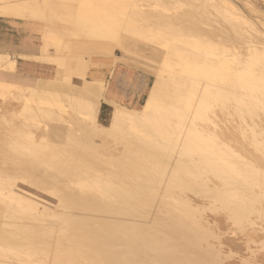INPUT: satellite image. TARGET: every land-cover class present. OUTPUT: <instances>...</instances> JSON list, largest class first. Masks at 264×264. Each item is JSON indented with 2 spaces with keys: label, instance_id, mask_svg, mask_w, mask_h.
<instances>
[{
  "label": "bare ground",
  "instance_id": "obj_1",
  "mask_svg": "<svg viewBox=\"0 0 264 264\" xmlns=\"http://www.w3.org/2000/svg\"><path fill=\"white\" fill-rule=\"evenodd\" d=\"M22 1L0 0V13L16 15L20 12L19 10L25 9L24 6L21 7L24 5L21 4ZM58 1L73 3L76 6L69 39L75 40L83 37L90 41L94 38V43L116 44L121 52H125V44L117 39V36L115 37V31L119 26L112 18L107 19L109 15L106 16V13L110 14L107 11L110 2L115 3L117 0L115 2L114 0ZM126 1L128 0L119 1V6L120 2L124 5ZM220 2L230 8L223 9V12L219 14L221 13V18L229 24L233 35L237 37L238 40L234 39L236 43L229 42L231 40L229 36H226L222 39L224 44L220 51L210 55L207 54L208 52L203 53L207 58L204 57L201 63L194 57L199 53L195 48L199 46L195 42L191 44L194 56L183 54L179 49V44L178 46L173 45L166 53L163 52L159 72L161 79L155 82L151 91L160 97L159 103H153L154 105L150 103L155 108L158 105L155 111L153 110L150 114H140L138 109L131 108L135 114H129L119 109L123 114L127 113L123 116L126 118L125 121L128 120L127 124L131 128L135 127L137 121H147L145 123L147 125L152 121L151 118L156 120L159 129L155 133L160 143L159 148L150 147V150L140 148L139 144L143 141L138 138L135 143H127L125 148L120 149L121 146H119L112 152L105 151L107 157L103 159L102 153H97L96 150L93 152L90 151L91 148L87 150L78 145L70 148L72 154L67 156L69 168L64 164H61L64 166L61 168L59 163H56L55 167H49L50 158L53 160L56 155L59 158L64 156L66 148L62 145L61 147L56 146L55 140H58L61 135L71 136L67 131L71 124L57 116L58 111L61 112L60 114L63 111L61 102L53 100L57 99L58 95L48 92V89H64L71 93L72 90L76 91L77 87L79 89L91 88V85L96 84L83 81L80 85H74L69 80L65 84L50 83L41 91H38L35 86H26L23 90H18L14 101L24 106L22 110L28 113L29 119L23 118L24 121L15 126H9L8 129L3 127L4 123L1 124L0 140H6V143L0 146L10 147L19 144L24 146L31 142L28 147L31 145L36 150L33 151L30 147V150L35 153L27 152L31 158L26 159L20 156L25 160L20 159L19 156V159L17 157L15 159L5 151L0 152V203L4 208L2 215L0 207V216L2 215L1 221L4 222L6 219L10 220L9 217L13 215V221H10V224L14 226L11 228L9 225L11 231H8L4 224L3 227L6 229L0 228V246L5 244V247L1 248L6 254V251L11 250V246L15 248L11 247L12 251H16L12 254L13 257L16 256L15 259L13 257H11L12 260L8 259L9 257L0 258V264H62L60 260L64 257L73 264H225L224 261L233 254L232 249L245 251L241 249L244 244H247L245 245L247 249H257V246V248H252V246L248 248V242L256 241L259 244L260 240L264 241V169L262 168L264 167V39L255 42L257 36L250 35V31L249 34L242 29L245 24L251 23H247L248 20L239 14L241 12L236 13L238 7L235 8L233 5L234 10L226 0ZM243 2V6H248L246 12H249V17L253 16L252 13L255 11L253 6L247 0ZM197 11L199 13V10ZM140 13L142 14H134L138 16L134 23L140 21L142 24L143 22L148 24L152 20L153 25L155 24L154 26L159 30L174 27L178 25L176 22L184 23V18L187 19L188 16L191 18L197 16L192 13V16L190 14L180 15V18L168 22L160 15L161 12L159 13L161 17H152L154 14L151 13H148L151 15L148 17L146 12ZM20 14H23L22 11ZM199 16L197 17L201 19ZM256 16L258 22L259 18L264 22V15ZM204 17L202 20L206 19ZM208 20L205 22H209ZM263 22L262 25H264ZM134 23L129 26H133ZM212 25L209 24L207 27ZM247 26H244L245 29ZM200 28L196 24L193 31L200 34L203 32L202 30L200 32ZM216 32L213 36H216ZM222 33L221 31L217 37H220ZM240 45L244 47V54L239 53L238 46ZM174 59L182 64H193L195 67L185 70L190 71L191 76L203 78L204 85L190 82L186 74L185 79H183L184 76L180 77V74L178 75L180 78H175L172 67L177 66V63ZM15 64L16 61L12 57L0 53V72L9 73L10 81H14L18 76ZM166 69L169 74L164 78L160 73L163 71L166 74ZM186 71L183 70V73ZM162 79L172 80L182 86L187 93L186 97L181 98L182 93L176 90L174 99L167 101L166 94L161 88ZM9 86L0 80V97L5 92H9L8 89L5 91ZM86 91L87 89L80 94L86 95ZM38 96L41 98L38 99ZM72 96L75 101L77 97L74 98V94ZM78 100L77 98L76 102H73L74 112L82 116L79 110L84 105L81 100V102ZM100 100L110 103L105 97ZM100 100L91 101V106L88 104L91 108L89 111H93L90 115L97 112ZM196 104H198V112L195 121L184 119V114L191 111ZM111 107L113 109L114 106ZM19 108L10 103L0 107V115L5 117L7 114H17L16 109ZM121 113H118L119 117ZM44 117L50 118L55 123L54 125L51 123L52 129L46 132L37 127V125L40 126L38 120ZM115 117L112 116L111 121ZM118 120L121 119L118 118ZM118 120L114 121L118 122ZM68 121H70L69 117ZM93 122L95 125L94 120ZM116 126L117 129L118 126ZM144 128L149 129L147 126ZM88 130L89 133L86 129L84 131L97 136L95 135L96 130ZM112 131L114 132V129ZM3 132H7L5 139ZM56 136L58 139H54ZM100 140L107 141L105 138H100ZM107 143L110 142L107 141ZM113 144H111L112 147L115 145ZM177 147H181L182 152L168 153L169 157L164 156L165 148L172 152L176 151ZM87 151L93 154H87ZM20 152H22L21 149ZM99 152H104V150H99ZM97 154H100V158L96 157ZM44 160L49 161H46L48 162L47 167L41 164L42 161L46 164ZM55 160L58 162L61 159L56 158ZM163 164L168 165V168L162 166ZM149 167L155 171L152 170L153 172L149 173L148 170L149 174L146 173L145 169ZM157 168L160 171L156 170ZM21 194L24 196L21 197ZM209 199L218 200V203L210 202ZM46 200L51 203L47 205ZM35 201L41 204L42 201L46 202V205L43 202L45 205L42 206L43 211L37 210ZM210 213H214L215 216L209 215ZM250 216H255L257 219L253 221L249 219ZM258 218H263L262 222L257 223ZM42 222H47L49 228H39L38 226L43 227ZM242 222H246L247 225H244L251 228L247 229L244 226L247 230L243 229L245 232H242V235L240 232L241 236L236 235L237 237L233 238L234 234L231 237L233 233L230 226H240ZM233 226L232 228L235 229ZM261 243L257 245L260 247ZM6 244L9 245L8 250H6L8 246ZM27 247L34 253L35 251L43 253L45 256L42 257L49 261L43 263V258L42 263L32 258L30 260L32 253L21 255L20 249L24 250ZM3 249H0L1 252L4 251ZM262 249H264V242ZM252 252L256 253L254 250H251ZM231 259L233 258L229 259L230 262ZM241 259L244 260L239 258L240 263L243 264H264V251H259L256 256L251 254L247 258L243 254Z\"/></svg>",
  "mask_w": 264,
  "mask_h": 264
},
{
  "label": "rangeland",
  "instance_id": "obj_2",
  "mask_svg": "<svg viewBox=\"0 0 264 264\" xmlns=\"http://www.w3.org/2000/svg\"><path fill=\"white\" fill-rule=\"evenodd\" d=\"M19 1H21V0H19ZM23 1L21 4H24V5H21V7L24 6L25 9L22 8V10H19L20 12H17L16 15L11 16V14L10 15L8 14L9 15L8 18H10L11 21L29 23V25L31 27V31H32L33 42L35 45V47L33 49L35 57L30 58L29 61L32 63H37V64L41 65V61H37L35 59L37 56H40L41 54H43L47 57H50V58L51 57L56 58V60L54 61L53 64L48 63V65H44L45 63L42 62L43 65L46 67L54 66L55 72L53 73V76L50 77V75H47V71H45V69H43L42 67H39V68H37L38 71L28 73L29 76L36 78V80L24 78V80L18 81V80L23 78L20 76H16L14 81L5 80L4 82H6L7 84L10 85L9 87L6 88L5 91H7V89H8L9 92H5L0 97V107H2V106L4 107L6 105H9L10 103L15 104L16 106L20 107L19 108L20 112H19V109H16V113L18 112L20 114H18V113L17 114H9V115L5 114L6 115V116L4 115L5 117L0 115V121H1L0 125L4 123L3 127H6L8 129L9 126H15L16 124L20 123L21 121H24L23 118L29 119L28 113H26L24 110H22L24 108V106H22L21 103L14 101L17 98L18 92L21 91V89L23 90V88H25L26 86L27 87L28 86L29 87L35 86L38 91H41L43 88L48 86V84H50V83L65 84V82L67 83L69 80H71L72 84H74V85H80L83 81L91 82V84L95 83L97 85V86L95 84H94L95 86L91 85L90 86L91 88H89V87H87V88L84 87L81 89H79V87L76 88L77 90L79 89L78 91L81 90L80 92L85 91V89H87V91H88V89H89V91H88L89 94H87L88 93L87 91L85 92L87 97H85L86 95H84V94H80V92H78L77 90L76 91L74 90L75 92L72 90V92L70 93L69 90H64V89H62V90L48 89V92H51L52 94L58 95V98L53 99V100H58L61 102V106H62L63 111H62V114H60L61 112L58 111L57 116H59L62 119L64 118L65 121L67 120V122H70L71 127L69 129H67V131L71 136H69V135H63L62 136L61 135V137H58L59 139L57 138V136L54 137V139H56V138L58 139V140H55L56 146L61 147V145H62L64 148H66V150L64 152V156H66V158L63 155H62L63 157H60V158L56 155L55 158L52 157L53 160L50 158L51 164H48L49 159L44 160L46 164H44V162L42 161L41 164L43 166L46 165V167L48 165H49V167L50 166L55 167L56 163H59L60 165L61 164L62 165L64 164V166L67 165L69 168V161H68L67 156L69 157L72 154V149H70V148L76 147L78 145H81L84 149L86 148L87 150H90L88 148H91L92 150H90V151L94 152V150H96L97 153H102L101 156H103L102 157L103 159H105L107 157V154H106L107 152H110V151L112 152L113 149L114 150L118 149L119 146H121L120 149L125 148L127 143H135V140L138 138H141L142 139L141 141H143V143L139 144L140 148H143V149L145 148L147 150H150V147H153V148L158 147L159 148L160 143L158 142L157 133H155L159 129L158 122L156 120L154 121L151 118L152 121L147 125H145V123L147 121H137L134 125L135 127H132L133 128L132 129L127 124L128 120L125 121L126 118L123 116V115H126L127 113L123 114V112L120 110L122 109L126 112H129V114H132V113L135 114L131 108L138 109L139 110L138 112L140 114L141 113L142 114L143 113L144 114L153 113V110L156 109L158 106V105H156V108H155V106H153L154 105L153 103H155V104L159 103L160 97H158L159 95H156V94L152 93L151 91L155 86V82L158 79H161V78H159V72L161 71V64H162L161 58L163 57V54L166 53L168 51V49H170L173 45L178 46V44H179V49L181 50V52L183 54L194 56L195 53L193 50V46L191 44L195 42V44H198L197 46H199V47H195L199 53L195 54L197 56H194V57H196L197 61L201 63L203 61V58L205 57L203 53L208 52L207 54L210 55L212 53L220 51L222 45L224 44V40H222V39L225 38L226 36H229V39L231 40L229 42L236 43L234 39L238 40L237 37L235 35H233V32H232L231 28L229 27V24L225 23L223 21V19L221 18V16H220L221 13L219 14V12H223V9H227V10L230 9L227 5H223L220 2L221 0L220 1L219 0H128L125 2L124 5H122L120 2V6H119V1H121V0H119V1L117 0L118 1L117 5H116L117 1L115 2V0H114L115 3L110 2V7L107 8L108 9L107 11L110 12V14L106 13V16L109 15V16H107V19L112 18L113 21H115L116 24L119 26V28L115 31V37L117 36L116 37L117 39L123 41V43L126 46L125 50H124L125 52H121L116 44L115 45H105V44L103 45V44H101L102 42L101 43H94V40H93L94 38L90 39V41L86 38H83V37H78L75 40L69 39V30H70L69 24L71 23L72 17L74 15L75 4L67 3V2H61L58 0H26V1L23 0ZM229 1L226 0V2L230 6H232V8L234 10H235V8L238 7L237 8L238 10H236V13L241 12L239 14H241L242 16H244L248 20L247 23H251V24H245L248 26L245 29V27H244L245 25H244L242 27L243 31H245L247 33H249V31H250V33H251V34L249 33L250 35L257 36L258 39L256 38L257 41H255V42H258V40H259V42L261 40H263L264 39V25H262L263 20H261L259 18L260 21L258 22V19H257L258 17L256 15H264V0H247L250 3V5L253 6V8L255 9L254 13H252L253 16H250L251 18L249 17V14H248L249 12H246V11H248L247 10L248 6L242 5L244 3L243 0H241V1L238 0L239 2L237 0H229ZM25 2H26V6H25ZM217 3H219L221 5H219ZM54 4H57V5L64 7V8L59 11V9L55 8ZM112 4H114V5H112ZM158 4H160V5H158ZM132 5H133V7H132ZM233 5L235 6V8ZM66 6H68V8H66ZM219 8L221 10H219ZM190 9L191 10L194 9V10H192V11H194V13ZM196 9L199 10V13ZM217 10H218V12H217ZM21 11L23 14H20ZM188 11H191V12L188 13ZM134 12L136 14H142L140 12H143V13L146 12L148 17L149 16L151 17V15H149L148 13L154 14V15H152V17H155V16L158 17L159 13L161 12L160 15L164 19H166L168 22L171 20H175V18H178V17L180 18L181 17L180 15L188 16L189 14L191 15V13L194 15L196 14L197 16L200 15L201 19L198 18L197 16L194 18L193 17L191 18L190 16H188L189 18H187V19L184 18L185 19L184 23L176 22L178 25H174V27H168L166 29L159 30V29H157L156 26H154L155 24L153 25L152 20H150L148 24H144L146 22H143V24H142V22L140 23V21L136 22L138 25L136 23H134V21H137V17H138V16L134 15L135 14ZM201 12H202V14H201ZM203 15L206 17V19ZM161 16H159V17H161ZM165 16H166V18H165ZM203 17L205 20L210 19V20H208L210 23L207 21L205 22V20H202ZM255 17H257V18H255ZM196 18L198 20H200L199 21L200 23L198 22V20ZM132 20H133V22H132ZM131 22L134 23L133 26H129L132 24ZM196 24L201 27L200 32H201V30L203 31L200 34H196L195 31H193V27H195ZM209 24L210 25L213 24V25L207 27ZM210 27H212V28L209 29ZM215 29H217L216 30L217 32L215 31ZM218 29H219V31H218ZM250 29H252V30H250ZM120 30L122 31V33ZM205 31H207V32H205ZM221 31L223 32L222 35H220V37H217V35H219ZM116 32L118 33V35ZM214 32H216V36H213ZM54 36L59 37L61 39V41L57 42L54 40H52V41L48 40V38L51 39V37H54ZM47 42L49 43V47H48ZM209 44L211 46H209ZM235 46H236V44H235ZM238 48L240 49L239 53H243L245 51L243 49L244 47H242V45L238 46ZM243 54H242V56H244ZM21 58L23 59L26 57L21 56ZM205 58H207V57H205ZM12 59L16 61L15 55L13 56ZM43 61H45V58L43 59ZM174 62L177 63V66L173 65V67H172L174 69L172 72H174L175 73L174 75H176L175 78H180V77L184 76L183 79H185V77L187 75V79H189L190 82H193L196 85H204L205 80L203 78L191 76L192 73H190V71L187 72L185 70L187 68L195 67V66H193V64H191V63L182 64L181 62L176 61V59H174ZM15 68H17V63L15 64ZM196 68H198V67H196ZM183 70L186 71V73H183ZM166 71H167L166 74L163 71H162V73H160L162 76H164V78H166L169 74L167 69H166ZM187 73H189L190 76ZM120 74L123 75V78H125V81L127 83H130V85H131V82H130V80H131L130 76L131 75L137 76V74H138L139 76L142 77V78H140L139 83H137V87L135 86L136 89L143 87V95L141 97L139 96L137 98L138 100H135V101L122 100L121 102L115 103L114 101L108 99L107 96H108L109 90L112 87L113 80L115 79L116 76H118ZM178 75L180 77H178ZM59 78L62 80H60ZM38 79H42V80H38ZM102 85H104L103 86L104 89H103ZM97 87H98V89H96ZM198 87H200V86H198ZM161 88H162V90H164V93L166 94V100L167 101H172L174 99V96H176L175 95L176 90H180V92L182 93L181 98H185L187 95L186 91L182 88V86H179L177 83H175L169 79H167V80L162 79ZM94 89H95V91H94ZM127 89L129 90L130 87H128ZM133 90H135V89H133ZM127 91L125 94L126 96H127ZM11 92H12V94H11ZM96 92L98 95L96 94ZM6 93H7V96H6ZM73 94H74V98L76 96L79 99L78 101L81 100L83 102L82 104L85 106V108L83 106V108L81 110H79V112L82 116H79L77 114V112H74L75 104L73 102H76L77 98H76V100L74 99L75 101H73V96H72ZM77 94L78 95L80 94L79 95L80 97ZM92 96H93V98H92ZM102 97H105L107 100L110 101V103H107V102H104V100H103V102L106 103L107 105H109L110 107L114 106L113 109H112V107L106 108L105 106H102V108H100V104L102 102V100H100V99ZM40 98L41 97H39L38 99H40ZM47 99L51 100L50 98H47ZM94 99L100 100V101L98 102V109H97V112H95L96 114L94 113V114L90 115V112H93V111H89V110H91V108L88 106V104L91 106V103H92L91 101L94 102L95 101ZM148 100H149V102H147ZM111 102L113 103V105ZM147 103L149 104V106ZM150 103L153 105H151ZM115 105H117V106H115ZM141 107H142V110H141ZM152 107H154V108H152ZM116 110H118L120 112H118ZM113 112H116L115 113L116 115L114 114L116 117L112 114ZM197 112H198V104L194 105L193 108L191 109V111L184 114L183 118L186 120H190V121L194 120L195 121V117L197 115ZM118 113L122 114V115L120 114L121 117H119ZM22 114H23V116H22ZM77 115H78V117H77ZM86 115H87V117H86ZM8 116L11 118H9ZM112 116L115 117L114 120H116V119L118 120V118H120L121 120H118V122L114 121V120L111 121V119H113ZM68 117H69L70 121H68ZM78 119H81L82 121L81 120L78 121ZM93 120L95 121V125H93L94 124ZM38 121L40 122V123H38V124H40V126L37 125V127L39 129H41L42 131L45 130V132L47 130L52 129L51 127L55 124L48 117L40 118ZM29 122H31V121H29ZM90 122H93V123H90ZM51 123L52 124L54 123V124L52 125ZM81 124H82V126H81ZM90 124H91L92 128L90 127ZM111 124L113 127L111 126ZM95 126H96V128H95ZM115 126L117 127V129L115 128ZM146 126L149 129H145L144 127H146ZM82 127H84V128L86 127L85 129L88 133H89L88 129L96 130L98 133L95 131V135H97V136H93L92 134L91 135L87 134V132L84 131L85 129H83ZM80 128H82V129H80ZM7 129H6V131H7ZM104 129L107 132H105ZM110 129H111V131H110ZM113 129H114V132L112 131ZM4 131H5V129H4ZM99 131H101L100 132L101 134L99 133ZM108 132H110L111 134L107 135L106 133H108ZM3 133L5 136L7 132H3ZM19 135H21V134H19ZM5 138H6V136L4 137V139ZM69 138L72 140V142H71V140H69ZM100 138H105L110 143H107V141H102V140H100ZM0 142H1L0 144L2 145L3 143H6V140H2V141L0 140ZM27 143H29V142H27ZM111 144L116 146V148H114V146L112 147ZM28 145L23 146V145L19 144L17 146H10V147L6 146V145H4L3 147L0 146V152L5 151L7 154L12 155L13 158L17 157V159H19V157L22 156V157H26V159H27L28 157L31 158V156L28 155V153L33 154L34 153L33 151L36 150V148L34 150V147H32L31 145L28 147ZM21 146H23V148ZM30 147H32L31 149H33V151L30 150ZM180 148L181 147H177L176 151H172V152L170 150H167V148H165L164 151H166V152H165L164 156L169 157L168 153L173 154V152L174 153L180 152L181 151ZM20 149L22 152H20ZM99 150L100 151L104 150V152H99ZM30 151H32V152H30ZM90 151L89 152L87 151V154H90V153L93 154ZM105 151H107V152L105 153ZM25 155H27V156H25ZM99 155L100 154H97L96 157L100 158ZM56 158L61 159V160L60 161L58 160V162H57V160H55ZM62 158L67 159V160L64 161ZM20 159L23 160L24 158L20 157ZM182 159L188 160L187 158H182ZM62 160L64 162H62ZM46 161H48V162H46ZM53 161H54V164H53ZM96 161L98 162V159H96ZM125 161H127V159ZM2 162H3V160L1 161V163ZM59 164H57V165L59 166ZM62 165H61V168H64V166H62ZM102 165L104 166V164H102ZM162 166H164L165 168H168V165H166V164H163ZM262 168L264 169V167H262ZM262 168L259 167L260 170H262ZM141 169L144 170L145 168L144 169L141 168ZM146 170H147V172H146ZM148 170H149V173L155 171L154 169L149 167V168L145 169V172L148 173ZM156 170L160 171V169H158V168ZM162 193L163 192H161V194ZM22 195L23 194H21L20 196L23 197L24 195L23 196ZM162 195H164V193ZM168 195H169V193H168ZM165 198L168 199L169 197L168 198L165 197ZM41 200H43V199H41ZM47 200H46V202H47L46 203V202H44L45 201V199H44V201H42V204L40 203L41 202L40 200H39L40 202L35 201L34 204L37 205V210L39 209V211L41 212V211H43L42 209L46 204L49 205V203H51V202L48 203V201L49 200L51 201V199H49L48 201ZM209 200H210V202L213 201L211 199H209ZM166 201H168V200H166ZM38 202L40 205L37 204ZM43 202H44V204L45 203L46 204L44 205ZM213 202L218 203V200H214ZM0 207L2 208V215H3L4 208L1 206V203H0ZM213 214L214 213H212V214L210 213L209 215L212 216ZM2 215L0 216V226H1L0 228L6 227V228H8L7 229L8 231H11L12 229L11 230H9V229H10V226L12 224V223L10 224V221L11 222L13 221V218H12L13 215L11 217H9L10 220L6 219L4 222L1 221ZM213 216H215V215H213ZM249 219L253 220V219H257V218H255V216L254 217L250 216ZM262 219L263 218H261V219L258 218V220L257 221L255 220V221L257 223H259V222H262L261 221ZM42 223H44V222H42ZM3 224L5 225V227H3L4 226ZM47 224H48L47 222H45L44 224H41V225H43V227L38 226V224H36V225L34 224V225L36 227L38 226L39 228H43V229L47 228L48 229L49 225H47ZM244 224L247 225L246 222H244V223L242 222L240 224V226H238V225L233 226L230 224L231 225L230 228L232 229V233H233L230 236L233 237V235L235 234L234 235L235 237H233V238H236L237 236L239 237L242 235V232L244 233L248 228H251L250 226H245ZM232 226L235 227V229H233ZM244 226L247 227V229ZM12 227H14V226H11V228ZM236 227H238L239 229ZM241 228H242V230H241ZM243 229L244 230L246 229V230L243 231ZM233 231H235V232H233ZM239 233L241 235H239ZM40 234H41V232H40ZM259 242L263 243L264 241L260 240ZM254 243H255V245L253 246ZM262 243L260 245V247H261L260 248L258 246L259 244L256 241H253L251 243L248 242V248H250L252 246V248L258 247L257 249H261V250L251 249V248L247 249V247H246L247 244L242 245L243 248L241 247V249H245V251L244 250L234 251L235 249H232L231 252L233 253L232 254L233 256L231 255L230 258H233V260L231 259V262H230V260H229L230 258H229L228 260H225L224 263L225 264H239L240 260H242V261L245 260V258H244V260L241 259L243 254L246 258L250 257L251 254H252V256L253 255L256 256V254H258L259 251H261V252H262V250L264 251V249H262ZM249 244H250V246H249ZM0 245H1V242H0ZM6 245H8V244H6ZM1 247L4 248L5 244L4 245L2 244V246H0V249L2 250L3 248H1ZM8 247H9V245L6 247L7 248L6 250H8ZM11 247H10L11 250L6 251L7 254L5 253L4 249H3L4 251H2V252L0 250V255H1L0 258L1 259H3V258L7 259L6 257H9L8 259L12 260V258H11V257H13L12 254H14L16 251H12V248H14V247H12V248ZM244 247H246V248H244ZM21 249H23V248H21ZM21 249H20L21 255H24L26 253L27 254H31V253L33 254L34 253V251H31L30 248H28V247H27V249H24V250H21ZM251 250L252 251L254 250L256 253H254V252L251 253ZM28 251H30V253ZM241 251H243V252H241ZM240 253H241V255H240ZM32 254H31L32 257H30V260L32 258V260H34V261L37 260L36 262H38V261L41 262L44 259L43 257L45 256L43 253H41L39 251H37V252L35 251V253L33 255ZM247 254H249V255L246 256ZM234 255L237 259H234L235 258ZM13 258L15 259L16 256H14ZM38 258H40L41 260ZM239 258H240V260H239ZM44 260H43V263L46 262L47 260L49 261V259H44ZM237 260H239V261H237ZM60 261L62 262V264H73L68 258H65V257L62 258ZM78 261L80 262V259H78ZM240 264H243V263H240Z\"/></svg>",
  "mask_w": 264,
  "mask_h": 264
},
{
  "label": "crops",
  "instance_id": "obj_3",
  "mask_svg": "<svg viewBox=\"0 0 264 264\" xmlns=\"http://www.w3.org/2000/svg\"><path fill=\"white\" fill-rule=\"evenodd\" d=\"M54 6L56 9H59V11L64 8L57 4H54ZM66 8H68V6H66ZM75 11H76V6H75ZM75 11H74V15H75ZM9 15L7 13H0V53L7 54L12 58L15 55V59L17 63V68H15L16 74L20 77H23L22 79L18 81L24 80V78L36 80V78L29 76L28 73L38 71L37 68L39 67H42L43 69H45V71H47V75H50V77H52L53 73L55 72L54 66L46 67L43 65V63H45L46 65H48V62L49 64H53L54 62L53 63L51 62L55 61L56 58H53V57L50 58V57H47L41 54L40 56L36 55L37 57L35 58L36 60L43 62L41 63V65L30 62L29 59L35 57L34 52H33L35 45L33 42L31 27L29 23L11 21V19L8 18ZM74 15L72 17L71 23L69 24L70 26L69 36H70V31H71ZM51 39L61 40L57 36L51 37ZM47 44L49 47L48 42ZM21 56L26 57V59L25 60L22 59ZM43 58H45V60L47 59L46 62L42 60ZM8 74L6 72H0V80L8 81L9 79H11L10 74L9 75ZM130 77H131V80H130L131 85L130 83H127L125 81V78H123V75L120 74L116 76L115 79L113 80L112 87L109 90V93L107 96L108 99L114 101L115 103L121 102L122 100H125V101L138 100L137 98L143 95V87L136 89L135 86L137 87V83H139V80L142 77L139 76L138 74L137 76L131 75ZM38 80H42V79H38ZM128 87H130L129 90L127 89ZM126 91H127V96L125 95ZM102 106H105L106 108H111L109 105H107L103 101L100 104V108H102Z\"/></svg>",
  "mask_w": 264,
  "mask_h": 264
}]
</instances>
